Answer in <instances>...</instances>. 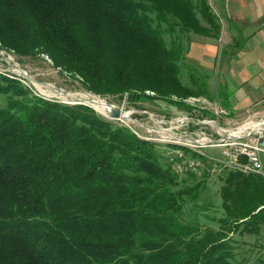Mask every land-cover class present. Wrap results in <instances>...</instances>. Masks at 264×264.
I'll list each match as a JSON object with an SVG mask.
<instances>
[{
    "label": "trees",
    "instance_id": "obj_1",
    "mask_svg": "<svg viewBox=\"0 0 264 264\" xmlns=\"http://www.w3.org/2000/svg\"><path fill=\"white\" fill-rule=\"evenodd\" d=\"M222 29L210 0H0L2 47L110 103L194 112L182 100L210 91L185 42ZM17 79L0 73V264H239L235 237L264 234L263 175L224 168L202 205L210 174H177L172 146Z\"/></svg>",
    "mask_w": 264,
    "mask_h": 264
},
{
    "label": "rangeland",
    "instance_id": "obj_2",
    "mask_svg": "<svg viewBox=\"0 0 264 264\" xmlns=\"http://www.w3.org/2000/svg\"><path fill=\"white\" fill-rule=\"evenodd\" d=\"M211 3L212 2L210 0V4ZM221 37H223V35ZM221 37L220 39L215 40L211 38H198L192 36L190 38V42H185L187 50L189 49L185 53V58L187 60L186 64L189 66L192 65L194 67L195 76L199 77L202 83H207L210 91V98L200 96L189 97L185 100H182L187 106L193 108L194 112H188V110H186L185 108H181L177 105L164 101L149 100L133 106L129 105L124 100L122 103L111 104L120 106L121 108H123L124 112L131 113L130 115L134 122H120L130 127L140 136L148 137L152 139V141L159 143L160 145H168L169 147L172 146V148L173 144L166 143V141L170 140L172 137L169 132H163V129H169V131L173 135H176V138L187 137L186 134L190 135L192 133H204L206 136H210L213 138L223 137L225 139V134H223L222 132H220V134L217 133L219 132L217 128L218 125L222 126L224 130L231 128L229 127L228 121L224 117L226 115L221 113V110L223 111L222 102H224V99L221 94L222 90L217 85V77L220 70L219 65L223 57V50L220 49V47L222 46ZM208 44H213L216 47L215 49L217 50H215L216 53H213L214 62L211 72L203 69L195 59V57L199 56L198 50L202 48L203 45L208 46ZM191 72L192 71L187 70L184 71L183 77L184 83L190 87L193 86L191 84ZM0 73L7 76L14 74L16 76L17 74L21 73V75L18 76L17 80L30 87L37 95L48 100L59 101L62 103L68 102V100L64 96L58 95L57 92L68 95L69 100H71L69 101L70 103H82L90 105L91 103H86L88 100L102 99L89 93L85 88H83L78 79L75 80L66 73L61 74L60 71L54 67L52 61L44 55L37 56L36 58H22L17 56L13 51L7 50L2 47V45H0ZM26 78H28L29 81ZM193 79H195V77ZM40 88L43 89L41 90ZM147 93L151 94L150 92ZM229 96H236V91L233 90V87H231V89L229 90ZM174 99L178 101L181 100L178 98ZM102 100L108 101L104 98ZM93 108L97 112H99V114L107 117L104 113L96 109L94 106ZM188 115L190 119L193 118L194 124L187 125L184 128H178L179 125H177L176 122L180 119H183L184 117H187ZM262 115H264V111L261 113H255V119L252 120L260 119V116ZM222 134L223 136H221ZM192 137L194 139L197 138L195 135H193ZM222 149L224 148H207L202 151H206L208 154L210 153L211 155H214L216 157H221ZM193 157L198 159L201 156L194 154ZM219 172L220 171L216 173H210L209 177L207 178L204 185L205 188L203 191H201V195L203 197L200 203L202 205L205 203L203 202L205 200H210L211 202L217 203L218 205L220 204V201L217 198V193L220 190L221 185V181L218 176ZM185 178L186 177H182V179ZM212 211L213 210H210V212ZM255 238L247 237V235H237L235 237V239L238 241L237 245H239L241 253L237 258L239 264H249V261H247V258H245L244 255H246V257H249L250 255L256 256L260 254V244H264V234L261 238L259 236L258 240H256ZM254 259L256 260V257ZM234 264L238 263L235 262Z\"/></svg>",
    "mask_w": 264,
    "mask_h": 264
},
{
    "label": "crops",
    "instance_id": "obj_3",
    "mask_svg": "<svg viewBox=\"0 0 264 264\" xmlns=\"http://www.w3.org/2000/svg\"><path fill=\"white\" fill-rule=\"evenodd\" d=\"M211 2L223 24L220 47L223 57L217 85L224 99L222 109L228 115L224 117L228 122L242 124L248 115L264 111V0ZM215 48L213 44L203 45L195 57L208 72L213 66ZM231 87L236 91L234 97L229 96ZM263 157L264 150L260 153L264 176Z\"/></svg>",
    "mask_w": 264,
    "mask_h": 264
},
{
    "label": "built area",
    "instance_id": "obj_4",
    "mask_svg": "<svg viewBox=\"0 0 264 264\" xmlns=\"http://www.w3.org/2000/svg\"><path fill=\"white\" fill-rule=\"evenodd\" d=\"M221 113L228 116L225 111L221 110ZM254 115H248L241 125L232 121L228 122L231 128L226 130L218 125L219 132L217 133L220 134L222 132L225 134V139L223 137L213 138L206 136L204 133L186 134L187 137L183 139L189 140L190 146L200 147V154L195 155L201 157L198 159L194 158V154L189 153V149L179 150L174 148L173 145V148H171L167 155L174 171L179 175L194 174L200 177L206 172L210 174L221 171L224 168H230L246 174L263 175L260 153L264 148L260 146V142L264 139V115L260 116V119L252 120L255 119ZM176 123L179 125L178 128H184L187 125L194 124V120L193 118L190 119L188 115ZM163 132H169L171 137H176L169 129H163ZM193 135L197 138L194 139ZM149 141H152V139L149 138ZM207 148L224 149H222V156L216 157L210 153L208 154L206 151H202Z\"/></svg>",
    "mask_w": 264,
    "mask_h": 264
},
{
    "label": "bare ground",
    "instance_id": "obj_5",
    "mask_svg": "<svg viewBox=\"0 0 264 264\" xmlns=\"http://www.w3.org/2000/svg\"><path fill=\"white\" fill-rule=\"evenodd\" d=\"M21 74H17L15 76L14 75H10V77H13V78H18V76H20ZM41 85V84H40ZM43 85V84H42ZM42 87V86H41ZM52 88V87H51ZM41 89V88H40ZM43 89V88H42ZM41 89V90H42ZM48 90V89H47ZM43 92V91H42ZM50 93V92H49ZM152 94V93H151ZM100 98V97H99ZM52 99V98H51ZM85 99V98H84ZM90 101V100H88ZM106 101V100H105ZM105 101H100L98 99H95L94 103H91L96 109L100 110L102 113H104L105 115L107 114L108 110H109V107L108 105L106 104ZM99 113V112H98ZM131 113H126L125 114V117H126V120L129 121V120H132L131 118ZM130 122V121H129ZM131 122H134L133 120ZM134 131V130H133ZM135 132V131H134ZM140 138L142 139H145V140H148L149 141V138L148 137H143V136H140L137 132H135ZM169 139V138H168ZM172 139V140H171ZM170 140L167 141V144H173L174 145V148H177L179 150H187L189 149V153L191 154H200V147H197V146H190V142L189 140H185L183 138H176V137H172Z\"/></svg>",
    "mask_w": 264,
    "mask_h": 264
},
{
    "label": "water",
    "instance_id": "obj_6",
    "mask_svg": "<svg viewBox=\"0 0 264 264\" xmlns=\"http://www.w3.org/2000/svg\"><path fill=\"white\" fill-rule=\"evenodd\" d=\"M26 79L29 81L28 78H26ZM57 94L60 95V96H64L68 100V102H66V104L69 103V104H73V105H75V104L86 105V104H82V103H70L69 101H71V100H69L68 95H66L64 93H60V92H57ZM98 100L102 101V99H98ZM94 101H95V99L87 101L86 103H89V102L94 103ZM103 101H105V100H103ZM105 102H106V104L109 107V110H108V112L106 114V116L109 117V119L114 120V121H127L126 117H125V114L127 112H124L123 108H121L120 106H117V105H112L108 101H105ZM88 106L93 108L92 104H90ZM129 121H132V120H129ZM260 146L262 148H264V139L261 140Z\"/></svg>",
    "mask_w": 264,
    "mask_h": 264
}]
</instances>
